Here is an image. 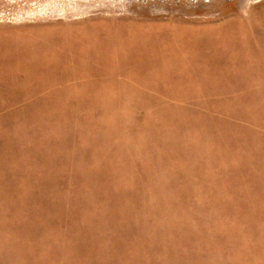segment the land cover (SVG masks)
<instances>
[{"label":"rangeland","instance_id":"374dc122","mask_svg":"<svg viewBox=\"0 0 264 264\" xmlns=\"http://www.w3.org/2000/svg\"><path fill=\"white\" fill-rule=\"evenodd\" d=\"M0 264H264V0H0Z\"/></svg>","mask_w":264,"mask_h":264}]
</instances>
